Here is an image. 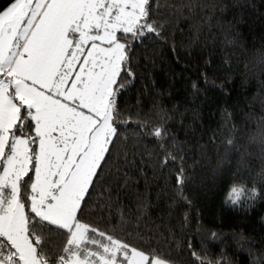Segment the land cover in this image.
<instances>
[{
	"label": "trees",
	"instance_id": "trees-1",
	"mask_svg": "<svg viewBox=\"0 0 264 264\" xmlns=\"http://www.w3.org/2000/svg\"><path fill=\"white\" fill-rule=\"evenodd\" d=\"M157 3L150 15L162 37L130 42L134 79L118 101L129 123L105 175L112 179L83 221L170 264H194L189 244L212 264H253L264 253V140L254 138L264 125V0ZM161 123L163 149L146 134ZM169 152L188 178L182 193L175 164L161 163ZM233 187L255 196L234 206Z\"/></svg>",
	"mask_w": 264,
	"mask_h": 264
},
{
	"label": "snow or ice",
	"instance_id": "snow-or-ice-1",
	"mask_svg": "<svg viewBox=\"0 0 264 264\" xmlns=\"http://www.w3.org/2000/svg\"><path fill=\"white\" fill-rule=\"evenodd\" d=\"M158 9L157 0L0 6V264H170L155 248H137L83 221L112 179L105 175L129 123L118 101L134 79L130 42L162 37L163 25L150 15ZM146 134L164 148V123ZM254 138L264 140V125ZM169 161L182 193L183 164L171 152L161 163ZM254 196L233 187L228 200L240 206ZM188 247L194 264H212ZM258 255L253 264H264Z\"/></svg>",
	"mask_w": 264,
	"mask_h": 264
},
{
	"label": "water",
	"instance_id": "water-1",
	"mask_svg": "<svg viewBox=\"0 0 264 264\" xmlns=\"http://www.w3.org/2000/svg\"><path fill=\"white\" fill-rule=\"evenodd\" d=\"M11 2H13V0H0V6L6 10V8L10 6Z\"/></svg>",
	"mask_w": 264,
	"mask_h": 264
}]
</instances>
